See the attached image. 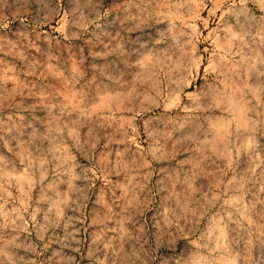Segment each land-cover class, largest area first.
I'll list each match as a JSON object with an SVG mask.
<instances>
[{"label":"rangeland","instance_id":"obj_1","mask_svg":"<svg viewBox=\"0 0 264 264\" xmlns=\"http://www.w3.org/2000/svg\"><path fill=\"white\" fill-rule=\"evenodd\" d=\"M0 264H264V0H0Z\"/></svg>","mask_w":264,"mask_h":264},{"label":"bare ground","instance_id":"obj_2","mask_svg":"<svg viewBox=\"0 0 264 264\" xmlns=\"http://www.w3.org/2000/svg\"><path fill=\"white\" fill-rule=\"evenodd\" d=\"M14 20V19H13ZM9 23V22H8ZM13 39V38H12Z\"/></svg>","mask_w":264,"mask_h":264}]
</instances>
